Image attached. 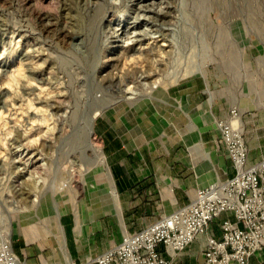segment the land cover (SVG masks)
Returning <instances> with one entry per match:
<instances>
[{"label":"rangeland","instance_id":"1","mask_svg":"<svg viewBox=\"0 0 264 264\" xmlns=\"http://www.w3.org/2000/svg\"><path fill=\"white\" fill-rule=\"evenodd\" d=\"M183 8L198 32L196 75L222 62L224 48L264 46V0H0V237L36 218L43 200L48 209L74 205L56 227L68 213L77 222L80 204L90 223L109 219L111 207L97 212L113 200L96 195L109 182L86 123L97 106L128 99V88L142 97L175 81L172 35ZM136 13L146 16L128 35ZM145 22L156 37L140 30Z\"/></svg>","mask_w":264,"mask_h":264},{"label":"crops","instance_id":"2","mask_svg":"<svg viewBox=\"0 0 264 264\" xmlns=\"http://www.w3.org/2000/svg\"><path fill=\"white\" fill-rule=\"evenodd\" d=\"M222 54L223 61L206 74L180 78L102 110L94 131L118 192V198L111 197L114 203L105 205L113 213L96 225L85 216L79 225L67 212L62 228L52 224L48 235L14 240L23 264H93L120 242L122 230H142L192 202L199 187L233 177L236 169L217 125L233 108L244 126L249 163L264 159V46L227 47ZM99 178L105 179L102 173ZM227 217L235 220L222 214L186 249L171 253L161 244L160 252L169 264H203L208 236H221ZM57 246L59 252H47ZM250 264H264V249Z\"/></svg>","mask_w":264,"mask_h":264},{"label":"built area","instance_id":"3","mask_svg":"<svg viewBox=\"0 0 264 264\" xmlns=\"http://www.w3.org/2000/svg\"><path fill=\"white\" fill-rule=\"evenodd\" d=\"M217 125L235 175L199 187L192 202L142 230H122L120 242L98 255L93 264H169L159 250L161 244L171 253L184 250L197 236L208 233L224 213L235 220L225 218L220 224L221 236H208L203 264H250V258L264 249V159L249 163L237 108ZM0 264H22L14 239L7 236L0 237Z\"/></svg>","mask_w":264,"mask_h":264},{"label":"bare ground","instance_id":"4","mask_svg":"<svg viewBox=\"0 0 264 264\" xmlns=\"http://www.w3.org/2000/svg\"><path fill=\"white\" fill-rule=\"evenodd\" d=\"M180 12L181 13H180L179 23L176 25L175 31L172 35L174 45L176 46L175 66H174L175 71L172 76L173 80L175 81L180 78L190 77L197 73L200 74L201 69H202L201 60H200L201 50L199 48V44L197 42L198 40L196 38L198 36V32H196L197 28H195L194 25L191 23L190 16L184 8L181 9ZM144 16L146 15L136 13L135 15L131 17L133 21H132V24L127 28L128 35H132V33H137V29L139 28L137 24L139 23L138 20L139 18L144 17ZM125 17H126L125 13H120L117 16V29L122 27L125 21ZM140 30L142 32H145V34L150 38L157 36V32L152 31L154 29L151 28L148 22H145L144 24H142ZM130 40H132V37L130 38ZM123 94L126 96V98H132V97H135V95L137 94V91L128 88L124 90ZM101 106L102 105L97 106V109H95L94 113L88 118L86 125H88L89 145L95 156V162L98 165H100V167L106 168L107 170L106 157H105L102 145L96 143V135L94 131L95 118L97 115H99L102 112ZM107 171H108L107 172L108 179L106 178L102 179L101 183L107 184V182L109 181L108 183L109 186L104 187L106 189L102 188V191L104 193H107L109 198L112 197L113 199L114 198L116 199L118 198V192L113 183L110 171L109 170ZM102 191H99L100 193H97L98 196L103 195ZM95 198L97 199V197ZM109 200H112V199H109ZM43 201L46 202V204L40 205L39 214L36 215V218H33L32 220L28 218L27 220L29 221L23 222V225H21L20 228L14 229V231L12 232L9 229V233H7L5 237L7 236L11 239H14L19 234H22L26 236L27 240H30V239H36L37 237H40V236L48 235L51 233L50 226L52 225L53 219L58 218L59 220L61 218L64 212L63 208H66L69 210V209H73L74 207V205H71V207H67V205L64 202L57 204V202L55 201V204L53 206H49L51 209H48L46 207L49 201L47 200H43ZM107 206L101 207L97 212L99 213L103 210H106L105 207ZM78 209H79L78 210L79 214H78L77 220H78L79 225L80 224L82 225V223L85 222V215H84V209L82 208V204H80ZM59 226H61L62 228L61 221L59 222ZM64 253L66 254L67 258H69L65 249H64Z\"/></svg>","mask_w":264,"mask_h":264}]
</instances>
